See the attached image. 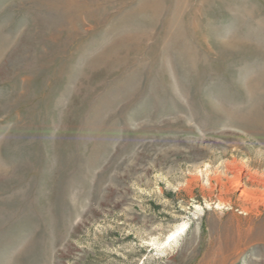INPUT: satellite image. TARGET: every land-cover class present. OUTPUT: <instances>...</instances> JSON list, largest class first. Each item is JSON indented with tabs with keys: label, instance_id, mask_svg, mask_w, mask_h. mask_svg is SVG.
<instances>
[{
	"label": "rangeland",
	"instance_id": "1",
	"mask_svg": "<svg viewBox=\"0 0 264 264\" xmlns=\"http://www.w3.org/2000/svg\"><path fill=\"white\" fill-rule=\"evenodd\" d=\"M232 160L264 178V0H0V264H264V211L220 253Z\"/></svg>",
	"mask_w": 264,
	"mask_h": 264
},
{
	"label": "bare ground",
	"instance_id": "2",
	"mask_svg": "<svg viewBox=\"0 0 264 264\" xmlns=\"http://www.w3.org/2000/svg\"><path fill=\"white\" fill-rule=\"evenodd\" d=\"M248 167L243 163L236 160H232L224 173V181L220 178V204L225 202H231L233 189L242 187L240 194L237 197L238 206L243 215L246 218L242 223L247 227L238 228L237 225L234 229H231L232 236L223 240L220 243V253L228 250L236 243H247L260 238L256 235L259 233V228H252L254 218L260 217L264 211V178L257 175V173H251L247 169ZM252 228V229H251ZM175 233H179L177 230ZM172 236V235H171ZM171 236L169 238H171ZM263 244V242H261ZM209 260L205 264H210Z\"/></svg>",
	"mask_w": 264,
	"mask_h": 264
}]
</instances>
